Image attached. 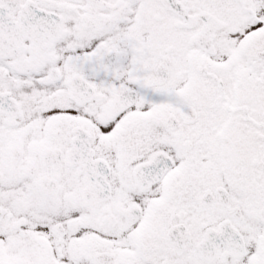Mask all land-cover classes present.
I'll return each instance as SVG.
<instances>
[{
	"label": "snow or ice",
	"instance_id": "snow-or-ice-1",
	"mask_svg": "<svg viewBox=\"0 0 264 264\" xmlns=\"http://www.w3.org/2000/svg\"><path fill=\"white\" fill-rule=\"evenodd\" d=\"M0 264H264V0H0Z\"/></svg>",
	"mask_w": 264,
	"mask_h": 264
}]
</instances>
